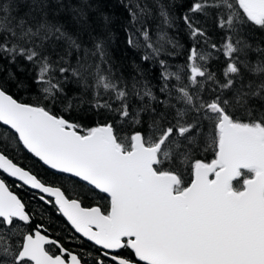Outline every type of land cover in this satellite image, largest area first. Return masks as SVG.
<instances>
[{"label":"snow or ice","instance_id":"6c2138e0","mask_svg":"<svg viewBox=\"0 0 264 264\" xmlns=\"http://www.w3.org/2000/svg\"><path fill=\"white\" fill-rule=\"evenodd\" d=\"M114 7L128 74L108 0H0V264H264V0Z\"/></svg>","mask_w":264,"mask_h":264},{"label":"trees","instance_id":"16d2710c","mask_svg":"<svg viewBox=\"0 0 264 264\" xmlns=\"http://www.w3.org/2000/svg\"><path fill=\"white\" fill-rule=\"evenodd\" d=\"M116 0H108V6H109V10L112 11L117 18V23L114 27V33H113V43H112V47L114 50V63L117 65L118 69H123L125 74H128L130 72L133 71V61L140 63L138 56L135 53L134 49H130L128 48L127 44H126V38L124 33L120 30L119 24L122 20V17L120 15V12L116 10V8L114 7ZM179 2V0H178ZM182 27L181 23L178 21V25H177V29H174L173 32L174 33H178L177 35V39H179L181 41V43L185 44V47H187V38L184 35V33L182 31H180V28ZM255 31V36L254 38L256 40H264V35H262L260 33V30H254ZM183 60V57H179L175 60V63H180ZM142 67L145 70V73L148 77V79L150 81H152L153 83L156 82V79H158V75H159V67L158 65H154L151 63H147V64H143ZM215 67V65H214ZM17 72V76L19 77V79L21 81H24L25 83H28L29 81V77L31 75L30 72L27 71H21L19 69H14ZM6 74V73H5ZM12 93L16 95L17 99H22V100H29L31 99L32 96V91H23V90H17L16 88H12L11 89ZM21 155H24L23 153H21ZM211 157L209 156V159ZM24 164H28L30 163L29 160H22L21 161ZM18 195H20L22 198L27 199V197L25 195H23L22 193H17Z\"/></svg>","mask_w":264,"mask_h":264},{"label":"flooded vegetation","instance_id":"af4514ba","mask_svg":"<svg viewBox=\"0 0 264 264\" xmlns=\"http://www.w3.org/2000/svg\"><path fill=\"white\" fill-rule=\"evenodd\" d=\"M9 184H10V187L12 188V190H13L14 192H16V193H22L23 195L26 196V194H25L24 191L19 190V189H16L14 186H12V182H11V181H9Z\"/></svg>","mask_w":264,"mask_h":264}]
</instances>
